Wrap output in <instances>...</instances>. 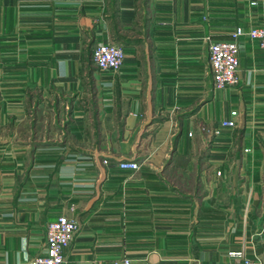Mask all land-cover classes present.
<instances>
[{"label": "crops", "instance_id": "obj_1", "mask_svg": "<svg viewBox=\"0 0 264 264\" xmlns=\"http://www.w3.org/2000/svg\"><path fill=\"white\" fill-rule=\"evenodd\" d=\"M261 24L264 0H0V264L42 253L60 213L64 264H264L262 50L238 36L217 88L205 40Z\"/></svg>", "mask_w": 264, "mask_h": 264}, {"label": "built area", "instance_id": "obj_2", "mask_svg": "<svg viewBox=\"0 0 264 264\" xmlns=\"http://www.w3.org/2000/svg\"><path fill=\"white\" fill-rule=\"evenodd\" d=\"M248 5L253 6L257 0H247ZM245 35L256 39L262 50L264 58V24L249 25L247 28L235 25L230 32V37L225 40H211L205 36L207 41V63L213 87L234 85L237 82L236 67L238 63L237 54L239 51L238 36ZM124 56L122 46L112 41H98L90 50L91 63L97 70H117ZM233 117L235 110L229 111ZM222 125H234V119H222ZM212 134L218 133V127L211 129ZM246 150V149H245ZM117 165L122 168L136 169L139 163L133 159L118 161ZM219 174V170H215ZM76 220L60 213L54 219L46 222L45 225V249L26 260V264H64L63 251L67 247L75 229ZM230 255L237 256L233 264H254L251 260L243 257L242 250H230ZM92 264V263H88ZM111 264H135L129 257L121 256L111 260Z\"/></svg>", "mask_w": 264, "mask_h": 264}]
</instances>
